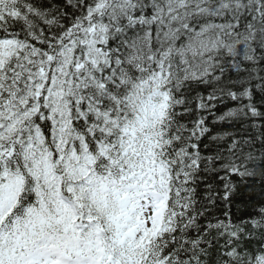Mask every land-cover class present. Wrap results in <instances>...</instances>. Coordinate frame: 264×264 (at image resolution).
I'll return each instance as SVG.
<instances>
[{
  "label": "snow or ice",
  "instance_id": "1",
  "mask_svg": "<svg viewBox=\"0 0 264 264\" xmlns=\"http://www.w3.org/2000/svg\"><path fill=\"white\" fill-rule=\"evenodd\" d=\"M0 264H264V0H0Z\"/></svg>",
  "mask_w": 264,
  "mask_h": 264
}]
</instances>
